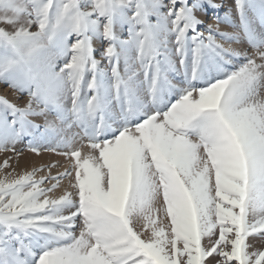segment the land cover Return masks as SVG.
<instances>
[{"label": "snow or ice", "instance_id": "6c2138e0", "mask_svg": "<svg viewBox=\"0 0 264 264\" xmlns=\"http://www.w3.org/2000/svg\"><path fill=\"white\" fill-rule=\"evenodd\" d=\"M224 7L0 0V264H264V0Z\"/></svg>", "mask_w": 264, "mask_h": 264}, {"label": "bare ground", "instance_id": "6f19581e", "mask_svg": "<svg viewBox=\"0 0 264 264\" xmlns=\"http://www.w3.org/2000/svg\"><path fill=\"white\" fill-rule=\"evenodd\" d=\"M214 2H215L216 4H221V5H224V6H225V7L222 8L221 11L219 12V15L222 16V15H223V12L226 10V8H227L228 6L231 5L232 0H214ZM216 14H217V13H215V12H213L211 9H209L208 12H207V17H208V19L206 20V24H207V23H212L213 21H212L211 18H212L214 15H216ZM198 15H201L202 18H203V14H202V13H198ZM220 27H221V30L231 31V29L228 28V27L225 26V25H221ZM233 47H239V46L233 44ZM0 94H1V92H0ZM1 95H2V94H1ZM36 122L42 124V123H43V120H42V119H39V120H37ZM16 147H17L18 150L22 151V148H23V149L26 148V142H25V141H22V142L18 143ZM0 154H1V153H0ZM8 155L11 156L12 154L9 153ZM8 155H7V153H5V154H1V156H0V162H3L4 159H5L6 157H8ZM55 156H56V155L51 154V153H48V154H46V155H44V156H43V155H39V156H32V155H31V156H30V155L27 156V155H26V156H25V154L23 153V155L20 157V165H19V167H16V171L19 172L22 168H24L25 166H30L31 163H33V162L36 163L37 165H39V164H47V163H50V162H52V161H55V159H56ZM62 163L65 164V161H63ZM64 164L61 165V167H60L59 169H53V173L55 174L56 171H62V170H63V166H64ZM13 166L15 167V163H14V161H13ZM8 170L10 171L11 169H8ZM0 175H2V172L0 173ZM64 183H66V181H65Z\"/></svg>", "mask_w": 264, "mask_h": 264}, {"label": "rangeland", "instance_id": "374dc122", "mask_svg": "<svg viewBox=\"0 0 264 264\" xmlns=\"http://www.w3.org/2000/svg\"><path fill=\"white\" fill-rule=\"evenodd\" d=\"M0 92H1V94L2 95H6L7 96V98L8 99H10V100H12L13 102H15V103H18V104H23V102H24V97H21L20 99H16V96L12 93V91H11V89H9V88H7V86L6 85H3V84H0ZM0 94V95H1ZM22 152L25 154V156L27 155H32V156H37V155H35V154H33V153H30V152H28L27 150H26V148L25 149H23L22 148ZM1 154H5V153H1ZM1 154H0V156H1ZM9 153H7V155H8ZM46 154H48V153H45V152H42L40 155H46ZM8 156H10V155H8ZM56 157V159H55V161H58L59 163H60V165H63L64 163H62L63 161H64V159L62 158V157H60V156H55ZM0 163H3V162H0ZM1 173V172H0ZM78 231V230H77ZM253 243H255L256 245H257V247H259L260 246V242L257 240V241H253Z\"/></svg>", "mask_w": 264, "mask_h": 264}]
</instances>
